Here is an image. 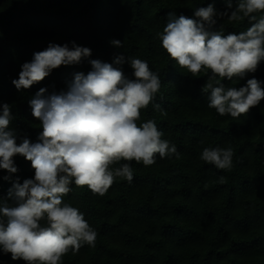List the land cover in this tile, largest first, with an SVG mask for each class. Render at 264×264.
<instances>
[{"label": "trees", "instance_id": "16d2710c", "mask_svg": "<svg viewBox=\"0 0 264 264\" xmlns=\"http://www.w3.org/2000/svg\"><path fill=\"white\" fill-rule=\"evenodd\" d=\"M229 0H0V114L10 106L9 128L16 143L38 142L41 122L29 101L40 88L66 91L74 73L91 71L89 60L112 63L117 56L147 61L158 73L161 87L152 103L141 109L138 126L154 120L162 139L175 144L180 159L160 158L144 166L130 162L131 183L119 178L104 196L71 184L63 198L84 214L97 232L95 247L84 245L63 264H264V100L246 115L234 119L208 107L210 93L202 91L207 75L193 77L180 69L162 48L156 33L163 32L169 13L198 19L194 13L212 4L217 13L228 11ZM233 9L238 0H231ZM214 31L239 34L248 20L229 23L214 17ZM120 40L121 47L110 42ZM72 42L91 49L79 64L54 69L41 82L17 90L21 66L49 43ZM134 79L130 65H119ZM208 75H211L210 71ZM261 81L264 61L243 79L221 80L225 87H243L248 79ZM159 104L161 111L153 105ZM201 141L203 143H201ZM233 149L231 171L217 169L200 159L205 147ZM18 171L0 169V202L19 179L34 177L31 161L15 156ZM126 163L125 161H121ZM120 164L114 165L119 167ZM11 175L9 180L5 176ZM224 176L225 183L219 178ZM43 223V222H42ZM0 264H26L0 250Z\"/></svg>", "mask_w": 264, "mask_h": 264}, {"label": "clouds", "instance_id": "9594fccd", "mask_svg": "<svg viewBox=\"0 0 264 264\" xmlns=\"http://www.w3.org/2000/svg\"><path fill=\"white\" fill-rule=\"evenodd\" d=\"M217 13L212 4L196 9L198 19L183 15L169 21L163 32L156 33L162 48L180 69L193 77L207 75L202 91L210 93L208 107L220 116L238 119L264 100L261 81L248 79L243 87H225L221 80L243 79L255 73L264 61V0H238L233 9ZM227 17L229 23L248 20L246 31L223 35L214 31V17ZM121 47L120 40L110 42ZM91 56V49L72 42L63 46L49 43L21 66L19 78L12 80L17 90L41 82L54 69L79 64ZM127 62L134 79L119 65ZM91 71L74 73L66 91L48 92L40 88L29 101L32 115L43 131L38 142L23 138L9 128L10 106L3 104L0 114V169L9 174L18 171L14 157L31 161L34 177L13 182L7 200L0 202V250L11 253L13 260L26 264H63V257L77 254L84 245L95 247L97 232L84 214L64 197L72 190L87 187L93 195L104 196L117 178L131 183L134 170L130 162L151 166L156 156L180 159L175 144L164 135L154 120L138 126L141 109H146L159 92L161 81L145 60L117 56L112 63L89 60ZM211 75H208V73ZM153 107L161 111L159 104ZM201 143H203L201 141ZM233 149L203 148L200 159L217 169L231 171ZM125 161L126 163H120ZM120 164L119 167L114 165ZM11 175L5 176L9 180ZM220 183L226 178L221 176ZM43 222V223H42Z\"/></svg>", "mask_w": 264, "mask_h": 264}]
</instances>
